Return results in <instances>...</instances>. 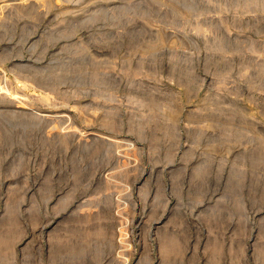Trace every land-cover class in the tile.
Instances as JSON below:
<instances>
[{"label":"rangeland","instance_id":"obj_1","mask_svg":"<svg viewBox=\"0 0 264 264\" xmlns=\"http://www.w3.org/2000/svg\"><path fill=\"white\" fill-rule=\"evenodd\" d=\"M0 264H264V0H0Z\"/></svg>","mask_w":264,"mask_h":264},{"label":"bare ground","instance_id":"obj_2","mask_svg":"<svg viewBox=\"0 0 264 264\" xmlns=\"http://www.w3.org/2000/svg\"><path fill=\"white\" fill-rule=\"evenodd\" d=\"M14 5H18V4H17V3H11V4L7 5V7H9V6H10V7H13ZM4 94H5V93H4ZM4 94H3V95H4ZM6 95H7V94H6ZM26 111H27V110H26ZM48 115H49V114H48ZM48 115H47V114H46V115H42L41 117H42L43 119H51L52 116H51V115L48 116ZM57 117H58L59 119H64V116H61V115H60V116H57ZM57 117H56V118H57ZM53 118H54V117H53ZM51 120H52V119H51ZM75 131H76V130H75ZM63 132H64V130H63ZM77 132H78V131H77ZM59 133H60V131H59ZM59 133H58V134H59ZM61 133H62V132H61ZM61 133H60V134H61ZM62 134H63V133H62ZM67 134H69L68 136H71V135H72V136H75L76 138H77V137L79 138L78 133H76V132H74V131H69V132H67ZM67 134H65V135H67ZM65 135H64L63 137H65ZM80 135H81V134H80ZM59 136H60V135H59ZM90 137H92V138L95 139V138H97L98 136H96V135L93 134V135H91ZM99 138H100V136H99ZM80 139H81V138H80ZM82 139H83V138H82ZM101 139L104 140V141H107V142L113 143V141L108 140V138H107V139H106V138H101ZM101 139H100V140H101ZM79 141H80V140H79ZM116 143H117V142H116Z\"/></svg>","mask_w":264,"mask_h":264}]
</instances>
